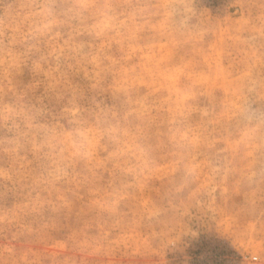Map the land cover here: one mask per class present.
<instances>
[{
    "label": "rangeland",
    "instance_id": "rangeland-1",
    "mask_svg": "<svg viewBox=\"0 0 264 264\" xmlns=\"http://www.w3.org/2000/svg\"><path fill=\"white\" fill-rule=\"evenodd\" d=\"M0 264H264V0H0Z\"/></svg>",
    "mask_w": 264,
    "mask_h": 264
}]
</instances>
